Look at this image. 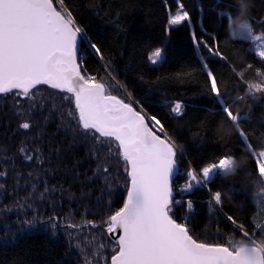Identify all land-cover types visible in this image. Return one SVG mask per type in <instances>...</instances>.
Returning a JSON list of instances; mask_svg holds the SVG:
<instances>
[{
	"label": "trees",
	"instance_id": "trees-1",
	"mask_svg": "<svg viewBox=\"0 0 264 264\" xmlns=\"http://www.w3.org/2000/svg\"><path fill=\"white\" fill-rule=\"evenodd\" d=\"M53 3L57 10L63 7L70 12L83 29L85 38L79 46L83 59L78 62L84 71L146 113V120H159L157 129L163 126L164 132L157 134H167L178 146L174 198L191 200L194 207L189 211L181 203L174 208V219L185 223L198 242L227 246L229 238L248 240L227 219L229 215L254 234L253 239L264 236V210H257L255 204L264 191V181L256 175L252 155L264 151V93H253L248 87L264 79L260 75L264 73V60L256 55L257 46L264 43V0H253L248 17L253 35L261 36V40L237 38L228 44L224 13L231 12L234 17L236 12L226 8L224 0H181L184 10L190 13L197 38L207 40L220 52L219 57L203 46L197 49L187 22L174 26L166 36L169 12L177 8V0ZM91 43L101 49L100 56ZM157 47L163 60L151 66L148 57ZM208 71L217 78L224 105L211 94ZM65 95L44 85L38 86L32 98L0 96V239L17 234L18 221L34 216L45 220L55 217L57 221L55 230L38 226L39 231L26 232L14 246H0V264H104V259L110 264L114 254L104 222L124 203L127 177L123 161L115 144L110 152L107 143L81 139L79 130L74 131L75 120L69 116L74 102L65 100ZM177 102L182 106L180 115L171 112ZM224 106L244 116L238 121V129L228 121ZM25 122L30 124L27 130L20 127ZM221 122L233 128L230 138L218 130ZM240 132L245 135L242 137ZM242 151L249 157L244 170L247 180L237 177L225 181L217 174L208 182L209 187L194 186L191 192L183 191L188 170L201 175L202 167ZM26 154L33 160L25 159ZM105 168L109 169L107 173ZM216 190L222 193L220 205L212 200ZM257 223L261 229L255 228Z\"/></svg>",
	"mask_w": 264,
	"mask_h": 264
},
{
	"label": "snow or ice",
	"instance_id": "snow-or-ice-1",
	"mask_svg": "<svg viewBox=\"0 0 264 264\" xmlns=\"http://www.w3.org/2000/svg\"><path fill=\"white\" fill-rule=\"evenodd\" d=\"M224 3L226 8L238 13L235 2L224 0ZM177 4L179 10L168 18V28L187 22L193 29L190 13L184 10L181 0H177ZM224 15L227 21L233 17L231 12ZM200 27L204 31L202 21ZM210 35L216 40L214 33ZM84 38L83 29L76 25L72 14L63 7L57 10L53 0H0V96L13 94L32 98L38 86L47 85L58 93L66 94L65 100L74 102V110L69 111V116L75 120L74 131L79 130L82 140L93 138L100 145L107 143L110 152L112 144L118 149L127 177V194L123 206L104 222L113 246L111 264H237L238 253L219 243L198 242L185 223L174 219L176 206L185 203L189 211L194 207L191 200L182 202L174 198L173 178L179 173L178 146L167 138V134L164 138L157 134V131L164 132L163 126L157 129L159 120L155 117L146 120V113L136 110L131 103L113 94L108 85L84 71L83 65L78 62L83 59L79 55V43ZM240 39L260 41L261 36L253 35L251 26ZM191 40L198 50L203 46L209 54L221 55L203 37L198 39L194 29ZM90 47L98 56L101 55L97 44L91 43ZM256 55L264 60V43L257 46ZM162 58L161 48L157 47L149 60L152 65H157ZM204 66L207 68V64ZM260 75L264 76V73ZM207 76L211 94L224 105L221 98L224 93L218 87L217 78L212 71H208ZM248 87L253 93H264V79L250 83ZM171 112L180 115L181 104L175 103ZM223 112L228 121L240 126V117L228 106L223 107ZM20 127L27 130L30 124L25 122ZM240 135L243 137L245 134L240 132ZM248 147L251 149L252 146L249 144ZM20 151L27 153L26 148ZM252 155L255 157L256 175L264 181V151L253 152ZM229 156H222L217 162L202 167V176L188 170V182L183 191L191 192L194 186L209 187L208 182L214 175L222 177V169ZM25 159L31 161L33 156L26 154ZM39 160L37 157V162ZM108 171V168L104 169L105 173ZM212 200L216 205L221 204L220 190L215 191ZM30 206L20 205V208ZM7 210L12 211L11 208ZM227 219L241 230L243 237L255 240L254 234L244 230V226L239 225L233 216L229 215ZM18 223L17 234L0 239V246H14L26 232L39 231L38 226L53 230L57 227L55 217L45 220L34 216ZM255 228L261 229L262 225L257 223ZM68 235L71 239L72 234ZM104 264H108L107 259H104Z\"/></svg>",
	"mask_w": 264,
	"mask_h": 264
},
{
	"label": "clouds",
	"instance_id": "clouds-1",
	"mask_svg": "<svg viewBox=\"0 0 264 264\" xmlns=\"http://www.w3.org/2000/svg\"><path fill=\"white\" fill-rule=\"evenodd\" d=\"M234 2L238 7V13L226 24V44L245 35L251 27L248 17L253 7V0H234ZM235 127L238 129L239 126L235 125ZM218 130L225 137L230 138L233 134V128L224 125L222 122L218 125ZM248 164L249 157L243 151L238 156L230 155L222 169L223 175L221 179L233 181L239 177L241 181L247 180L249 178L248 173L244 170ZM251 182L255 184L254 180ZM227 247L231 251L238 253L237 264H262L264 262V236L258 237L254 241L242 238H229Z\"/></svg>",
	"mask_w": 264,
	"mask_h": 264
},
{
	"label": "rangeland",
	"instance_id": "rangeland-1",
	"mask_svg": "<svg viewBox=\"0 0 264 264\" xmlns=\"http://www.w3.org/2000/svg\"><path fill=\"white\" fill-rule=\"evenodd\" d=\"M179 10V7L177 6V8H175L172 12H169V17L171 16V15H174L177 11ZM168 17V18H169ZM174 26H172L171 28H173ZM170 28V29H171ZM170 29L168 28V26H166V36L168 37V35H169V31H170ZM192 32V29H190V33ZM157 48H155L154 50H152L151 51V53L149 54V57L151 56V54L156 50ZM197 50V49H196ZM163 54V53H162ZM197 54H198V57H199V53H198V51H197ZM149 57H148V62H149V64L151 65V66H155V65H152L151 64V62H150V60H149ZM162 60H163V58H162ZM161 60V61H162ZM161 61H160V63H161ZM159 64V63H158ZM157 64V65H158ZM260 82V81H259ZM198 176H202V174L201 175H198ZM255 204H256V207H257V210H259V211H262V210H264V191H262L260 194H259V197L255 200Z\"/></svg>",
	"mask_w": 264,
	"mask_h": 264
},
{
	"label": "water",
	"instance_id": "water-1",
	"mask_svg": "<svg viewBox=\"0 0 264 264\" xmlns=\"http://www.w3.org/2000/svg\"><path fill=\"white\" fill-rule=\"evenodd\" d=\"M79 46H80V43H79ZM236 115H238V114H236ZM239 116V115H238ZM240 117V120L241 119H244V116H239ZM161 138H164V137H162L161 136ZM176 177V176H175ZM175 177L173 178V180L175 179ZM127 194V193H126ZM125 198H126V196H125ZM107 235H108V237L110 236V234L107 232ZM110 264H111V259H110Z\"/></svg>",
	"mask_w": 264,
	"mask_h": 264
},
{
	"label": "built area",
	"instance_id": "built-area-1",
	"mask_svg": "<svg viewBox=\"0 0 264 264\" xmlns=\"http://www.w3.org/2000/svg\"><path fill=\"white\" fill-rule=\"evenodd\" d=\"M174 187H175V186L173 185V189H174Z\"/></svg>",
	"mask_w": 264,
	"mask_h": 264
}]
</instances>
